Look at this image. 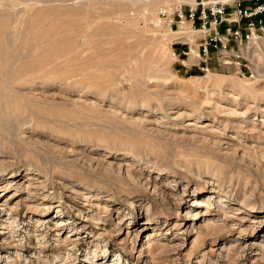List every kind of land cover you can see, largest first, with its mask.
I'll return each mask as SVG.
<instances>
[{
    "label": "rangeland",
    "instance_id": "374dc122",
    "mask_svg": "<svg viewBox=\"0 0 264 264\" xmlns=\"http://www.w3.org/2000/svg\"><path fill=\"white\" fill-rule=\"evenodd\" d=\"M142 2L0 0V264H264V47L183 67Z\"/></svg>",
    "mask_w": 264,
    "mask_h": 264
},
{
    "label": "built area",
    "instance_id": "2783aa9c",
    "mask_svg": "<svg viewBox=\"0 0 264 264\" xmlns=\"http://www.w3.org/2000/svg\"><path fill=\"white\" fill-rule=\"evenodd\" d=\"M143 0L141 16L183 67L210 71L213 64L247 74L251 50L264 44V0ZM251 71V75H252Z\"/></svg>",
    "mask_w": 264,
    "mask_h": 264
},
{
    "label": "bare ground",
    "instance_id": "6f19581e",
    "mask_svg": "<svg viewBox=\"0 0 264 264\" xmlns=\"http://www.w3.org/2000/svg\"><path fill=\"white\" fill-rule=\"evenodd\" d=\"M6 7V6H5ZM4 7V8H5ZM8 7V6H7ZM1 9V8H0ZM46 9V8H45ZM3 10V9H2ZM4 11V10H3ZM8 11H9V8H8ZM2 12V11H1ZM0 12V13H1ZM6 12V11H5ZM11 12V11H10ZM4 12H2L1 14H3ZM17 13V12H16ZM11 14V13H10ZM10 14H9V16H10ZM12 14H13V11H12ZM7 15H8V13H7ZM6 15V16H7ZM19 15H20V12H19ZM23 16H24V14H23ZM22 16V17H23ZM2 17V16H1ZM11 17V16H10ZM16 17V16H15ZM26 17V16H25ZM5 18V17H4ZM13 18V17H12ZM31 18V17H30ZM9 19H11V18H9ZM38 19V18H37ZM36 19V20H37ZM2 19L0 18V81H3L4 80V78L5 77H7L6 75H5V71H7V69L8 68H12V62H13V60H14V58L17 56L16 54H11V56L10 57H8L7 58V61L5 62V60H4V58H5V55L6 54H4V49H5V47H4V45H6V43L5 42H8V45L11 43H9V41H11V38H16V37H18L19 36V34L21 33V27H19V25L18 24H16V22H13L12 20H4V22L3 21H1ZM22 20H24V19H22ZM27 20V19H26ZM30 20V19H29ZM35 20V21H36ZM40 20H41V18H40ZM22 22H24V21H22ZM37 22V21H36ZM36 22H33L32 21V19H31V23H30V25H29V22L27 21V23H28V25H29V29H28V31H26V32H31V33H33V32H35V34L36 35H40V34H42V35H49L50 33H51V31H52V28L50 29V25L49 26H47L44 30L41 28V24H38V23H36ZM69 22V21H68ZM25 24V23H24ZM52 26H54L53 24H52ZM58 26V25H57ZM57 26H55V28L57 27ZM64 26V25H63ZM68 26H70V23H68L67 25H66V28L68 27ZM24 27V26H23ZM43 27V26H42ZM44 28V27H43ZM25 29V28H24ZM24 29H22V30H24ZM50 29V30H49ZM58 29L60 30L61 29V26H58ZM58 29H56V30H58ZM103 31V30H102ZM50 32V33H49ZM53 33V32H52ZM121 33V32H120ZM119 33V34H120ZM23 34H24V32H23ZM27 34V33H26ZM95 34V33H94ZM105 34V33H104ZM116 35H118V33L116 32L115 33ZM123 34V33H122ZM28 35H30V33L28 34ZM27 35V36H28ZM41 35V36H42ZM85 35H87V34H85ZM121 35V34H120ZM120 35H118V36H120ZM33 36V35H32ZM96 36V35H95ZM111 36V35H110ZM21 37H22V35H21ZM30 37V36H29ZM43 37V36H42ZM85 37V36H84ZM87 37V36H86ZM24 38V37H23ZM47 38V37H46ZM99 38V37H98ZM21 39V38H20ZM127 39V38H126ZM17 40V39H16ZM19 40V39H18ZM123 40V39H122ZM121 40V41H122ZM12 42L14 43V41L12 40ZM21 42V41H20ZM52 42V41H51ZM54 42V41H53ZM62 42H63V40H62ZM61 41H56V43H58L57 45V48H59L60 46L62 47V44H64V43H62ZM123 42V41H122ZM12 43V44H13ZM47 43H49L48 41H47ZM55 43V44H56ZM128 43V42H127ZM11 44V45H12ZM23 44V43H22ZM53 44V43H52ZM119 44V43H118ZM121 44V43H120ZM48 45V44H47ZM54 45V44H53ZM65 45V44H64ZM116 45V44H115ZM114 45V46H115ZM130 45V44H129ZM255 45H257V46H263L264 47V44L262 43V42H260V41H258L257 43H255ZM15 46V45H14ZM56 46V45H55ZM120 46V45H119ZM49 47H51V46H49ZM53 47V46H52ZM68 47V46H67ZM13 48V47H12ZM15 48V47H14ZM19 48V47H18ZM17 48V49H18ZM47 48V47H46ZM46 48H45V50H46ZM112 48V47H111ZM114 48V47H113ZM122 48H124V44H123V47ZM121 48V49H122ZM8 49L10 50V47H8ZM44 49V48H43ZM59 49H61V48H59ZM64 49V48H63ZM63 49H61V50H63ZM45 50H44V52H45ZM60 50V51H61ZM14 51H16V50H14ZM19 51V50H18ZM54 51H58L57 49L56 50H54ZM59 51V52H60ZM9 52V51H8ZM11 52V51H10ZM56 53V52H55ZM125 53L126 52H124V51H122V52H119V54L118 55H112L111 57H107V56H104V55H101V54H99L98 56H96L95 58H92V59H90L89 58V60H86V61H88V62H93V60L96 62L95 64H97V65H100V67H105V66H107V65H110V66H114L115 67V71L116 72H120L121 71V68L122 67H124V64L125 63H127L128 61H126V59H127V56L125 55ZM9 54V53H8ZM63 53H61V55H62ZM7 57V56H6ZM62 57V56H61ZM130 57H132V56H130ZM130 57H129V59H130ZM65 58H66V56H65ZM64 58V59H65ZM134 58V57H133ZM68 59V58H67ZM88 59V58H87ZM129 59H127V60H129ZM135 59V58H134ZM136 59H137V57H136ZM61 61V60H60ZM65 61V60H64ZM132 61V60H131ZM62 62V61H61ZM66 62V61H65ZM64 62V63H65ZM70 63V62H69ZM56 64V63H55ZM92 64H94V63H92ZM91 64V65H92ZM67 65V64H66ZM96 65V66H97ZM126 65V64H125ZM22 66V65H21ZM31 66V65H30ZM65 66V65H64ZM63 66V67H64ZM20 68H22V67H20ZM74 68V67H73ZM19 69V68H18ZM69 69H70V67H69ZM17 70V69H16ZM70 71V70H69ZM13 72V71H12ZM72 72V71H71ZM17 73V72H16ZM67 72H66V70H65V75L66 76H69V74H66ZM11 74V73H10ZM13 74V73H12ZM73 74H75V72L73 73ZM90 74V73H89ZM16 75V74H15ZM71 76H72V73L70 74ZM118 75V74H117ZM18 76V75H17ZM16 76V77H17ZM86 76V75H85ZM88 76V75H87ZM99 76V75H98ZM98 76H97V78H96V76H95V74H90V76H88L89 78L90 77H93V78H95V80L96 79H98ZM9 77V76H8ZM12 77V76H11ZM14 77V76H13ZM15 77V78H16ZM103 77H106L105 75L103 76ZM10 78V77H9ZM15 78H13V79H15ZM87 78V77H86ZM93 78H90V80H94ZM6 79V78H5ZM18 79V78H17ZM16 79V80H17ZM102 79V78H101ZM87 80H88V78H87ZM104 81L102 82V83H104L105 82V79H103ZM106 80H107V78H106ZM109 80V79H108ZM107 80V81H108ZM98 81H100V80H98ZM16 82H18V81H16ZM91 82V81H90ZM14 83V82H13ZM91 83H93V82H91ZM94 83H96V82H94ZM106 83V82H105ZM101 85V84H100ZM259 210V209H258ZM255 211V210H254Z\"/></svg>",
    "mask_w": 264,
    "mask_h": 264
}]
</instances>
